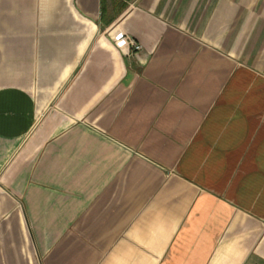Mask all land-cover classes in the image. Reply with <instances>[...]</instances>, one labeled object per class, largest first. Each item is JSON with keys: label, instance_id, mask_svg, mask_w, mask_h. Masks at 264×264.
<instances>
[{"label": "crops", "instance_id": "1", "mask_svg": "<svg viewBox=\"0 0 264 264\" xmlns=\"http://www.w3.org/2000/svg\"><path fill=\"white\" fill-rule=\"evenodd\" d=\"M0 264H264V0H0Z\"/></svg>", "mask_w": 264, "mask_h": 264}, {"label": "built area", "instance_id": "2", "mask_svg": "<svg viewBox=\"0 0 264 264\" xmlns=\"http://www.w3.org/2000/svg\"><path fill=\"white\" fill-rule=\"evenodd\" d=\"M114 43L127 56H136L142 50V45L131 36L118 30L112 33Z\"/></svg>", "mask_w": 264, "mask_h": 264}]
</instances>
